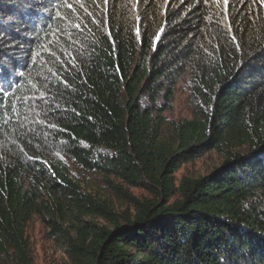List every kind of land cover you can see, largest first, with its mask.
<instances>
[{
	"label": "trees",
	"instance_id": "trees-1",
	"mask_svg": "<svg viewBox=\"0 0 264 264\" xmlns=\"http://www.w3.org/2000/svg\"><path fill=\"white\" fill-rule=\"evenodd\" d=\"M68 3L0 0V264H32L35 216L70 264H264V0ZM185 73L199 102L168 122Z\"/></svg>",
	"mask_w": 264,
	"mask_h": 264
},
{
	"label": "rangeland",
	"instance_id": "rangeland-1",
	"mask_svg": "<svg viewBox=\"0 0 264 264\" xmlns=\"http://www.w3.org/2000/svg\"><path fill=\"white\" fill-rule=\"evenodd\" d=\"M224 2V0H222ZM229 2V0H228ZM227 2V3H228ZM225 3V2H224ZM225 3V4H227ZM190 76L185 73L175 88V95L172 105L169 110L164 112L167 121L179 120L183 118L191 119L195 106L199 102L193 95L188 85ZM57 154L56 152H54ZM61 155V154H58ZM223 154L209 150L203 155L194 158L192 161L183 164L176 172L175 178L177 183L180 182L183 176L200 177L211 173L216 168H219L224 163ZM69 168L73 174V179L82 185L86 192L99 193L101 197H106L116 210H123L127 203L122 202L109 191L103 178L94 173L84 171L71 160H67ZM131 192L137 197H148L149 193L145 189L131 187ZM97 224L107 223L105 220L98 217L86 218ZM52 228L49 225V217L45 219L35 216L29 223L27 235L29 238L32 264H70L71 259L65 252V248L61 247L56 238L51 235ZM2 264H12L9 261Z\"/></svg>",
	"mask_w": 264,
	"mask_h": 264
},
{
	"label": "snow or ice",
	"instance_id": "snow-or-ice-1",
	"mask_svg": "<svg viewBox=\"0 0 264 264\" xmlns=\"http://www.w3.org/2000/svg\"><path fill=\"white\" fill-rule=\"evenodd\" d=\"M113 3V12L115 11V0H102V4L106 5L108 3ZM142 2V0H137V3ZM225 3L228 2V0H224ZM91 3L94 7H100V5H97L96 0H69V3L67 6L69 8H72L74 4H80L81 10H86L87 5ZM106 11V9H105ZM86 15H92L91 12L86 11ZM76 27H80V25H76ZM137 35H139V27H137Z\"/></svg>",
	"mask_w": 264,
	"mask_h": 264
}]
</instances>
